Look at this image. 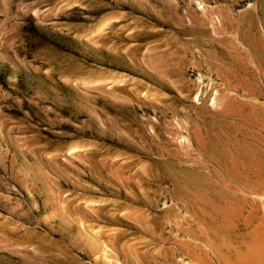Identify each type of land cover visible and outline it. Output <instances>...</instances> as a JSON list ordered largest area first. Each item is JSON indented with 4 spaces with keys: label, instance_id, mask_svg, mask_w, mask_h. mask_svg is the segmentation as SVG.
Masks as SVG:
<instances>
[{
    "label": "rangeland",
    "instance_id": "obj_1",
    "mask_svg": "<svg viewBox=\"0 0 264 264\" xmlns=\"http://www.w3.org/2000/svg\"><path fill=\"white\" fill-rule=\"evenodd\" d=\"M254 246L264 0H0V264H250Z\"/></svg>",
    "mask_w": 264,
    "mask_h": 264
},
{
    "label": "bare ground",
    "instance_id": "obj_2",
    "mask_svg": "<svg viewBox=\"0 0 264 264\" xmlns=\"http://www.w3.org/2000/svg\"><path fill=\"white\" fill-rule=\"evenodd\" d=\"M252 254H253L254 258H252L251 262L250 261L249 262H250V264H256V262L259 261L258 259H260V258H262L264 256V248L262 246L261 247H255L254 246L252 248Z\"/></svg>",
    "mask_w": 264,
    "mask_h": 264
}]
</instances>
